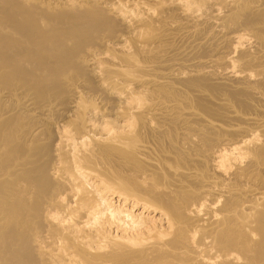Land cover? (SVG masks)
Returning a JSON list of instances; mask_svg holds the SVG:
<instances>
[{"label": "bare ground", "instance_id": "obj_1", "mask_svg": "<svg viewBox=\"0 0 264 264\" xmlns=\"http://www.w3.org/2000/svg\"><path fill=\"white\" fill-rule=\"evenodd\" d=\"M0 264H264V0H0Z\"/></svg>", "mask_w": 264, "mask_h": 264}]
</instances>
